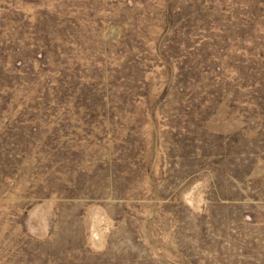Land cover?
I'll list each match as a JSON object with an SVG mask.
<instances>
[{
    "label": "rangeland",
    "instance_id": "rangeland-1",
    "mask_svg": "<svg viewBox=\"0 0 264 264\" xmlns=\"http://www.w3.org/2000/svg\"><path fill=\"white\" fill-rule=\"evenodd\" d=\"M0 264H264V0H0Z\"/></svg>",
    "mask_w": 264,
    "mask_h": 264
}]
</instances>
